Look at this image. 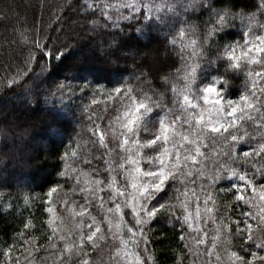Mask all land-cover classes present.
<instances>
[{
  "label": "snow or ice",
  "instance_id": "snow-or-ice-1",
  "mask_svg": "<svg viewBox=\"0 0 264 264\" xmlns=\"http://www.w3.org/2000/svg\"><path fill=\"white\" fill-rule=\"evenodd\" d=\"M68 11H75L87 32L112 33L107 46L100 48L110 63L121 58L112 57L114 51L125 47L123 39L117 37L132 25L137 26V33L168 28L165 58L176 59L165 72L153 67L158 51L146 50L134 76L124 77L110 89L97 78L79 77L84 81L83 86L72 83L78 79L74 74L80 70L78 61L82 59L86 63L87 55L76 57L65 66L69 75L54 88L45 90L43 103L51 107L45 108L42 119L55 129L58 121L68 115L64 108L77 93L83 96L92 92L90 104L78 106L87 121L82 125L87 138L81 132L70 137V150L62 157L61 175L73 182L72 191L79 193L83 201L79 204L80 221L75 226L77 236L73 239L71 232L61 234L50 218L47 227L51 234L45 249L32 235V230L37 229L28 219L22 224L23 231L17 234V241L0 250V264H20L17 246L27 253L25 264H48L49 258L51 264H92L88 250L101 243L111 246L110 260L119 264L121 246L131 245L139 250L143 244L142 251L148 253L150 236L146 233L150 232L149 225L157 214L163 212H167L170 223L180 226L183 241L185 228L193 229L202 220L207 223L201 215L198 191L204 196L207 219L217 224L220 218L213 214L216 197L211 190L225 177H238L242 182L232 184L231 188L235 190V200L248 210L242 209L235 220L222 218L228 223L217 226V235L212 236L206 255L214 254L212 250L217 247L222 226L227 229L224 240L229 245L225 250L228 264H264V182H261L264 181V86L257 84V79L264 82V0H248L241 8H237L234 0H70L64 6V12ZM191 15L199 18L192 20ZM63 20L64 13L56 16L55 27L50 31H64ZM237 21L242 28L241 39L221 43L226 32L237 27ZM31 33V48L23 63L16 66L15 76L7 80L9 87L32 79L35 73L32 65L39 66L42 75L47 67L46 58L55 57L63 63L72 56L67 44L50 46L53 37L48 33L42 36L35 22ZM24 40L28 42L27 37ZM95 55L98 53L93 50ZM149 57L152 62H148ZM225 57L227 62L221 73L218 62H223ZM254 65L258 70H253ZM229 70L245 73V92L238 100L225 102L220 85L228 84ZM132 79L135 84L130 83ZM97 91L108 100L119 101L116 114L110 115L106 124L105 116L91 107L98 103ZM26 103H40L31 89ZM209 104L211 108L206 107ZM205 112L214 113L215 119L205 120ZM115 125H119V132ZM0 133L6 134V130L0 128ZM144 148H151L153 154L141 155L140 149ZM113 154L119 162L113 159ZM141 160L146 168L141 166ZM82 175L91 179L82 181ZM121 180L130 181L131 194L128 184ZM197 183L198 191L194 187ZM169 188L172 194L166 195ZM55 191L50 189L48 196ZM190 198L196 201L195 215L190 211ZM11 207V202L0 192V208ZM125 209H130L131 223L125 219ZM46 211L53 213L54 208L48 207ZM250 221L259 222V235ZM195 231L203 229L196 227ZM234 237L246 245L243 255L231 250ZM197 243L203 244L205 240L199 239ZM41 252L46 255L40 256ZM215 258L217 262L221 260L218 252ZM135 260L137 264H154L150 253L141 255L137 251Z\"/></svg>",
  "mask_w": 264,
  "mask_h": 264
},
{
  "label": "trees",
  "instance_id": "trees-1",
  "mask_svg": "<svg viewBox=\"0 0 264 264\" xmlns=\"http://www.w3.org/2000/svg\"><path fill=\"white\" fill-rule=\"evenodd\" d=\"M70 0H0V106L3 104H11V108L2 109L0 112V128L6 130V134L0 133V192L5 194V199L12 204L7 210L0 208V250L7 245H12L17 241V234L23 231L22 224L31 219L36 225L37 230H32V235L38 242L47 248V237L51 234L47 227V221L51 218L53 227L61 234L67 235L72 233V238L77 236L76 224L79 223L78 215L79 204L83 203L79 193L72 191L73 182L67 177L61 175L64 171L63 153L69 151V138L75 137L76 133L81 132L87 138V132H82V125L87 123L82 117L80 108L81 104H90L92 92H87L83 96L77 93L71 104L64 108L67 116L62 117L55 129L49 127L48 120L42 119L45 116V108L51 105L43 103L45 90L54 88L55 84L63 82L66 72L65 66L73 63L74 58L89 57L86 63L81 59L79 62L80 70L74 74L78 79L72 81L73 84L83 86L84 81L79 77H86L89 80L97 78L106 89H110L119 80L124 77H133L135 71L140 67L142 60V52L154 49L158 51V60L153 62L154 68H159L165 72L169 71V65L176 59L175 56L165 58L167 54L164 51L167 44L166 33L168 28H160L147 30L143 33L136 32V25L125 28L122 36L125 47L122 50H116L112 53L113 59L121 57L117 63H110L108 58L100 52V48L106 47L111 39L112 33L99 31L97 34L87 32L80 17L75 11L64 12V6ZM237 8L244 6L248 0H234ZM64 13L62 27L64 31H50L51 27H55L56 16ZM192 20H197V15H191ZM79 21V22H78ZM41 29V35L50 34L53 40L50 46H60L67 44L72 51V56L61 63L55 57L46 58L47 67L43 74H40V67L32 65L35 73L32 79L26 80L11 87L7 86V80L13 78L17 71V65L22 64L27 57L31 48L33 24ZM23 32V36L21 33ZM242 35L240 22L237 21V27L229 29L221 38V43L229 41H239ZM59 39H56V37ZM24 37L28 38L26 43ZM93 50L98 55L93 56ZM239 54V50H237ZM148 62H152L148 58ZM219 63V71L223 73L224 64ZM42 63H45L42 61ZM243 64L244 62L241 61ZM253 70H258V66H252ZM228 84L226 86L221 82V97L226 102L228 99L238 100L239 96L245 92L244 81L245 73L239 70H229L227 76ZM109 81H112L109 84ZM130 83L135 84L134 79ZM153 83H157L153 81ZM257 84L264 86V82L257 79ZM226 87V91L223 89ZM248 87H251L249 81ZM29 89L33 95L40 99L39 104H28L26 100L29 96ZM98 103L91 107L100 115L105 116L104 123L110 115H115V108L119 106V101L108 100L105 96L97 91L95 92ZM259 95V93H258ZM17 99V100H16ZM67 103V101H65ZM203 107V101H200ZM206 107L211 108V104ZM11 115L15 121L13 123ZM205 120H214V113L205 112ZM26 130V131H25ZM179 130V128H178ZM119 132V130L117 131ZM143 138V134H141ZM110 138V137H109ZM150 138V137H149ZM82 142V141H81ZM111 146V144H110ZM246 147V146H245ZM157 151L159 149H156ZM121 150L117 149V152ZM133 150V154L135 153ZM207 151V150H205ZM141 155L153 154L151 148L140 149ZM113 159L119 162L118 157L113 154ZM200 159V158H198ZM209 167H211V158L209 159ZM141 166L147 167L144 160H141ZM128 167V165H126ZM106 175V173H102ZM91 179V177L81 176V180ZM118 180L120 177L118 176ZM121 183L129 181L121 180ZM264 182V181H261ZM242 183L238 177H225L211 191L216 197V211L213 213L218 218L217 224H213L210 219L207 221V231L209 239L207 242L197 243L198 238L195 237L192 229L185 228V239L181 241L180 226L169 222L167 212L158 213L153 222L149 225L150 232L146 233L150 236V242L147 244L148 253L142 251L144 245L138 250L129 245L121 246L119 253V264H137L135 254L137 251L141 255L151 254L154 264H203L204 261H210V264H228L225 250L229 245L225 242L224 237L227 229L220 227L218 235L217 247L213 249V255H206L207 249L211 248V238L217 235L215 229L223 223H228L222 218L231 217L235 220L239 217L241 210L247 211L248 208L242 205V202L235 200L232 184ZM197 191L199 183L194 186ZM56 189L49 197L50 189ZM225 189V191H220ZM172 194V189L167 190L166 195ZM201 209H203L204 196L199 193ZM248 192L245 193L247 195ZM28 198L27 201L25 198ZM51 200V204L49 203ZM75 201V203H74ZM229 206V207H226ZM53 207L54 212L48 213L46 209ZM209 207H212L209 204ZM125 219L130 223V209L124 210ZM204 212V209H203ZM207 216V215H206ZM253 228L257 229L258 221H250ZM234 230V226H233ZM126 232V230H124ZM256 234L259 235L257 229ZM187 245L188 247H185ZM110 245L101 243L95 249H89V256L92 264H114V260H110ZM20 255V264H25L27 253L18 246ZM231 250L238 251L241 255L246 250V245L242 243L239 237L231 240ZM221 256L219 262L216 261L215 253ZM17 255V252H13ZM46 253L41 252L40 256ZM40 258L39 256L37 257ZM48 264H51L49 258Z\"/></svg>",
  "mask_w": 264,
  "mask_h": 264
},
{
  "label": "rangeland",
  "instance_id": "rangeland-1",
  "mask_svg": "<svg viewBox=\"0 0 264 264\" xmlns=\"http://www.w3.org/2000/svg\"><path fill=\"white\" fill-rule=\"evenodd\" d=\"M150 50H152V49H150ZM153 50H154V49H153ZM143 54H144V52H142V55H143ZM149 58H151V57H149ZM156 60H158V57H157ZM16 100H17V99H16ZM7 106H9V108H11V104H9V103L1 105V106H0V112H2V109H4V108H8ZM11 119H12V121H13V123H14L15 119H14V117H13L12 115H11ZM115 127H116V129H117V131H118V130H119V125H115ZM127 184H128V188H129V193L131 194L133 190H132L131 187H130V181H129ZM200 200H202V199L200 198ZM200 204H201V203H200ZM189 205H190V211H192L193 215H195L196 201H195L194 198H190V199H189ZM201 215H202V217H204V220L207 219V216H206V214L203 212V209H201ZM196 227H200V228H202L203 231H202V232H197V231H195V228H196ZM192 231L194 232V235H195V237L198 238V240H199V239H204L205 242H207V240L209 239V233H208V231H207V223L205 224L203 220L201 221V223H200L199 225H195V224H194V228L192 229ZM204 232H207V233H208L207 237L204 236ZM233 251H234V250H233Z\"/></svg>",
  "mask_w": 264,
  "mask_h": 264
}]
</instances>
